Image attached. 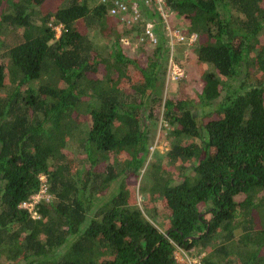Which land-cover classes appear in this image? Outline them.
Masks as SVG:
<instances>
[{
  "label": "trees",
  "instance_id": "obj_1",
  "mask_svg": "<svg viewBox=\"0 0 264 264\" xmlns=\"http://www.w3.org/2000/svg\"><path fill=\"white\" fill-rule=\"evenodd\" d=\"M46 1L0 0V264H179L176 247L203 264H264V0H168L212 71L162 107L166 160L182 173L173 184L153 167L162 231L118 181L144 165L163 37L130 58L107 4L62 0L37 23ZM76 132L78 160L66 151ZM40 175L51 200L34 220L18 206Z\"/></svg>",
  "mask_w": 264,
  "mask_h": 264
},
{
  "label": "rangeland",
  "instance_id": "obj_2",
  "mask_svg": "<svg viewBox=\"0 0 264 264\" xmlns=\"http://www.w3.org/2000/svg\"><path fill=\"white\" fill-rule=\"evenodd\" d=\"M88 2L89 5L93 6L98 4L99 0H88ZM62 3V0H47L42 8L36 9V14H38V17L35 21L38 23L40 18L45 14V11L54 12L58 7L63 5ZM110 19L115 23L119 32L121 31L124 34L120 36L118 40L126 37L129 39V45H123L121 41L119 42L125 54L130 58H136L140 56V54H142V46L136 47V38L126 30L125 26H122L115 19ZM172 25L174 27L189 31L186 21L179 17H176L172 20ZM90 37L98 47H103L105 44L109 43L108 38H102L96 32H91ZM259 38L262 42L264 41V30L261 32ZM198 42L192 47H185L182 45L174 46L173 61L183 70L184 73L183 76L178 80L171 81L167 76L168 54H166V62L163 63L161 69L162 87L159 95V99L161 101L158 104L160 107L156 108L150 104V108H154V118H147V111V115H145L144 119L142 120V129L145 130L147 136V155L145 157L144 165L138 175L130 174L126 178L121 177L118 181V183H120V181L124 182L125 191H128L126 193L127 200L131 204L135 203L143 216L147 220L151 221L160 231L163 230L162 226L164 222L168 221V219L166 210L162 207L161 202L156 201V198L151 194V186H153L151 173L153 172V167L160 166V174L164 172L165 177H167V179H171L173 184L181 182L180 176L182 174L180 173L178 166L171 167L170 163L166 160V154L169 150L170 144L167 132H169L170 126L163 120L162 107L167 99H176L182 92H186V85L184 82H189L195 90H198L201 87L200 80L202 72L212 71L210 66H203L200 68L197 65L194 56V49L196 48ZM80 138H82V134L80 132H76L74 134L73 140L69 141L66 146V151L70 153L75 160H78L83 156L81 150L77 148V142ZM117 188L118 184L114 185L111 189V192ZM192 252H194L196 255L197 250H192Z\"/></svg>",
  "mask_w": 264,
  "mask_h": 264
},
{
  "label": "built area",
  "instance_id": "obj_3",
  "mask_svg": "<svg viewBox=\"0 0 264 264\" xmlns=\"http://www.w3.org/2000/svg\"><path fill=\"white\" fill-rule=\"evenodd\" d=\"M107 4L108 16L131 32L136 38V47L147 45L154 48L160 42V34L165 41L168 54L167 76L171 81L180 79L183 70L173 61L174 46L182 45L192 47L198 42V35L181 28L174 27L172 20L176 18L175 12L170 8L168 0H100ZM51 29L58 39L63 31L61 24H51ZM123 45H129V39L121 38ZM39 189L28 200L19 204L18 208L26 211L34 220L40 219L38 205L51 200L48 192L46 176H39ZM202 255H191L187 251L176 247L175 258L179 264H203Z\"/></svg>",
  "mask_w": 264,
  "mask_h": 264
},
{
  "label": "crops",
  "instance_id": "obj_4",
  "mask_svg": "<svg viewBox=\"0 0 264 264\" xmlns=\"http://www.w3.org/2000/svg\"><path fill=\"white\" fill-rule=\"evenodd\" d=\"M99 2H101L100 0H99ZM111 18V17H110ZM113 19V18H112ZM127 30V29H126ZM128 31V30H127ZM130 32V31H129ZM131 33V32H130ZM119 42H120V40H119Z\"/></svg>",
  "mask_w": 264,
  "mask_h": 264
}]
</instances>
